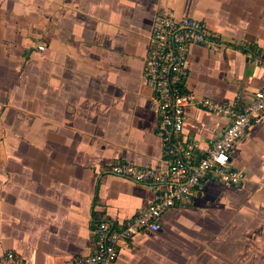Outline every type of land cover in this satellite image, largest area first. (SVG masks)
<instances>
[{
    "label": "crops",
    "instance_id": "1",
    "mask_svg": "<svg viewBox=\"0 0 264 264\" xmlns=\"http://www.w3.org/2000/svg\"><path fill=\"white\" fill-rule=\"evenodd\" d=\"M191 16L217 35L192 45L186 88L247 102L264 85V0H0V249L27 264L91 252L95 224L114 227L154 198L109 173L164 159L142 68L154 19ZM38 45H44L39 50ZM226 117L185 108L183 141L210 145ZM242 186L204 180L121 241L115 264H264V117L232 149Z\"/></svg>",
    "mask_w": 264,
    "mask_h": 264
},
{
    "label": "built area",
    "instance_id": "2",
    "mask_svg": "<svg viewBox=\"0 0 264 264\" xmlns=\"http://www.w3.org/2000/svg\"><path fill=\"white\" fill-rule=\"evenodd\" d=\"M218 41L204 21L191 16L158 15L154 19L142 68L144 83L151 89L152 107L157 114L156 133L164 159L152 165L116 162L112 175L145 185L154 191L153 200L118 227L101 220L93 231L94 245L87 255L68 264H115L118 245L140 232L160 228V217L171 208L190 200L204 180L242 186L246 172L235 164L232 149L249 127L264 117V85L247 102H221L198 96L186 88L188 53L192 45L214 46ZM39 50L44 45H38ZM254 62L264 67V52ZM195 106L228 120L222 132L206 148L199 141H183L185 108ZM0 264H27L17 253L0 249Z\"/></svg>",
    "mask_w": 264,
    "mask_h": 264
}]
</instances>
